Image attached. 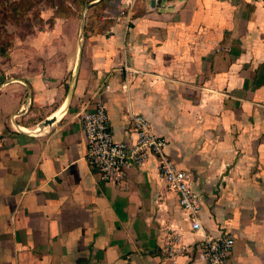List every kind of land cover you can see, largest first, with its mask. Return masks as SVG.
I'll return each mask as SVG.
<instances>
[{
  "label": "crops",
  "instance_id": "obj_1",
  "mask_svg": "<svg viewBox=\"0 0 264 264\" xmlns=\"http://www.w3.org/2000/svg\"><path fill=\"white\" fill-rule=\"evenodd\" d=\"M98 1L0 55V264H200L164 258L172 231L200 237L153 159L118 184L88 166L96 101L116 141L130 114L166 139L204 235L236 240L229 264H264V0H117L94 26Z\"/></svg>",
  "mask_w": 264,
  "mask_h": 264
},
{
  "label": "built area",
  "instance_id": "obj_2",
  "mask_svg": "<svg viewBox=\"0 0 264 264\" xmlns=\"http://www.w3.org/2000/svg\"><path fill=\"white\" fill-rule=\"evenodd\" d=\"M131 5L130 1L119 15L127 25L131 23ZM104 88L107 90L108 86ZM78 120L85 138L86 162L102 182L121 183L128 169L142 168L153 159L159 180L168 192L178 196L179 207L186 216L191 233L200 239L196 243L186 244L182 242L181 234L172 231L163 250L164 258L174 262L178 257L188 256L200 264H229L228 258L236 240L230 235L217 239L204 235L199 220L202 197L194 191L190 174L178 168L166 154L168 142L153 131L147 118L141 114L129 115L131 144L115 140L106 106L101 101H96L93 109L81 113Z\"/></svg>",
  "mask_w": 264,
  "mask_h": 264
},
{
  "label": "rangeland",
  "instance_id": "obj_3",
  "mask_svg": "<svg viewBox=\"0 0 264 264\" xmlns=\"http://www.w3.org/2000/svg\"><path fill=\"white\" fill-rule=\"evenodd\" d=\"M7 2L13 3L19 2V0H0V44L4 45L7 43L13 44V41L17 39L32 37L51 27L54 22H49L51 17H49L47 12L52 11L54 7L60 9L61 14L59 17L66 15L67 11H65V8L68 5H70L69 7H74L77 12H81L80 17H83L84 14V11H81L82 7L73 5V0H30L27 8L25 7V14L20 18H12L11 8ZM111 2L113 3L114 0ZM107 8L110 10L109 6ZM87 16H90V18L91 16L95 17L93 19L96 21V18L103 17L105 14L101 15L99 11H90ZM106 17H110V15Z\"/></svg>",
  "mask_w": 264,
  "mask_h": 264
},
{
  "label": "trees",
  "instance_id": "obj_4",
  "mask_svg": "<svg viewBox=\"0 0 264 264\" xmlns=\"http://www.w3.org/2000/svg\"><path fill=\"white\" fill-rule=\"evenodd\" d=\"M90 0H73V5L75 6H79V7H83L84 5L88 4ZM112 0H100L98 1L97 4H92L90 6V10L92 12H101L102 10L105 9V7L109 6L110 7V10L112 12H115L116 11V1L117 0H114V2L112 3L111 2ZM9 5V7L11 8V17L12 18H16V17H21L22 15L25 14V7L27 8L28 4L30 3V0H19V2H13V3H10V2H7ZM57 8V7H56ZM68 9L67 7L65 8V10ZM61 14V11L60 9H56L55 10V17H58L60 16ZM102 15V14H101ZM95 17H92L90 18V21H92V25H97L99 23L98 20H100V18H96L97 22L93 19ZM54 19H51V21H49L50 23H53ZM15 21H17L15 19ZM12 47V43H7V44H0V55H5L7 53V51ZM107 110V109H106ZM112 129V128H111ZM176 164V163H175ZM177 165V164H176ZM179 168V167H178Z\"/></svg>",
  "mask_w": 264,
  "mask_h": 264
},
{
  "label": "water",
  "instance_id": "obj_5",
  "mask_svg": "<svg viewBox=\"0 0 264 264\" xmlns=\"http://www.w3.org/2000/svg\"><path fill=\"white\" fill-rule=\"evenodd\" d=\"M157 4H160V0L157 1ZM151 5L154 6V5H155V2L152 1ZM48 123H49V122H46L45 124L47 125Z\"/></svg>",
  "mask_w": 264,
  "mask_h": 264
}]
</instances>
